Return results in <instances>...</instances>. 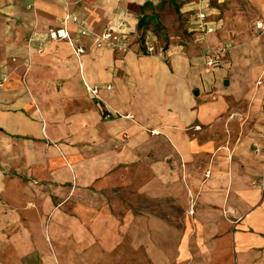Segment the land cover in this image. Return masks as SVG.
<instances>
[{
    "label": "crops",
    "instance_id": "crops-1",
    "mask_svg": "<svg viewBox=\"0 0 264 264\" xmlns=\"http://www.w3.org/2000/svg\"><path fill=\"white\" fill-rule=\"evenodd\" d=\"M176 1L189 37L163 50L137 26L153 0H0V235L13 251L60 212L79 264H264V0ZM200 2L214 29L202 39ZM65 17L68 40H49Z\"/></svg>",
    "mask_w": 264,
    "mask_h": 264
},
{
    "label": "rangeland",
    "instance_id": "rangeland-1",
    "mask_svg": "<svg viewBox=\"0 0 264 264\" xmlns=\"http://www.w3.org/2000/svg\"><path fill=\"white\" fill-rule=\"evenodd\" d=\"M172 1L168 3L165 0H153L150 6L145 8L149 14L146 16L152 15V21H148L145 27L156 35L160 48L171 42L184 45L189 37L183 24L184 18L177 11L179 1ZM59 218L60 212H57L42 226L31 225L26 229L24 232L27 235H20V251H13L6 246L5 243L11 240L6 232L0 235V247H3L0 249V264L1 261L2 264H10L12 261H19L21 264H79L81 258L77 259L76 254H80L82 239H77L71 233L61 235L59 229H56Z\"/></svg>",
    "mask_w": 264,
    "mask_h": 264
},
{
    "label": "built area",
    "instance_id": "built-area-1",
    "mask_svg": "<svg viewBox=\"0 0 264 264\" xmlns=\"http://www.w3.org/2000/svg\"><path fill=\"white\" fill-rule=\"evenodd\" d=\"M210 7L208 3L205 2H200L199 7L197 9V12L194 16V22H195V30L202 34L200 37L201 39L204 37V35H207L209 33L213 32V27L206 24V10H209ZM69 22H74L76 21L74 19H71L70 17H65V19L62 21L63 26L61 28H56V29H48L47 36L49 40L51 41H60V40H68V34L66 31V25ZM79 29L81 31V34H88L87 29L83 24H79ZM256 29L259 30L260 32H264V26L262 22H257L256 23ZM109 39L108 35H103L100 36L97 42V47H101L104 43L107 42ZM112 50H117V51H128L129 47L126 44H117V45H110ZM225 50H216V51H206L205 57H206V65H205V72L209 73L212 71L214 68L217 67L219 64V59L221 56H223V53ZM76 55H80L83 53L82 49H78L75 51ZM144 55L146 56H151V57H159L162 58V53L156 52L155 45L153 44V40L150 39L149 37L145 38V43H144ZM88 92L93 95L97 96L98 91L96 89L91 90L88 88ZM255 184V183H254ZM256 185V184H255ZM263 185L261 184V187ZM193 202H191V210L190 213H193Z\"/></svg>",
    "mask_w": 264,
    "mask_h": 264
},
{
    "label": "trees",
    "instance_id": "trees-1",
    "mask_svg": "<svg viewBox=\"0 0 264 264\" xmlns=\"http://www.w3.org/2000/svg\"><path fill=\"white\" fill-rule=\"evenodd\" d=\"M146 6L147 5H144L143 9L146 8ZM147 16L145 14H143L138 19V25H137L138 26V29H142L143 27H145V24H147L148 21H152V15H151V17H147ZM139 42H140L141 48H143V50H144L143 34H141V37L139 39ZM170 45H171L170 43H166V45L163 47V50L167 49Z\"/></svg>",
    "mask_w": 264,
    "mask_h": 264
}]
</instances>
